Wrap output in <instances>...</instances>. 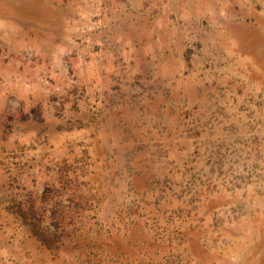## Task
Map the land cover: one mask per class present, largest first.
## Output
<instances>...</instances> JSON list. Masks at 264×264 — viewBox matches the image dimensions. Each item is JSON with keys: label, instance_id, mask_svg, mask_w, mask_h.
<instances>
[{"label": "rangeland", "instance_id": "rangeland-1", "mask_svg": "<svg viewBox=\"0 0 264 264\" xmlns=\"http://www.w3.org/2000/svg\"><path fill=\"white\" fill-rule=\"evenodd\" d=\"M0 264H264V0H0Z\"/></svg>", "mask_w": 264, "mask_h": 264}]
</instances>
